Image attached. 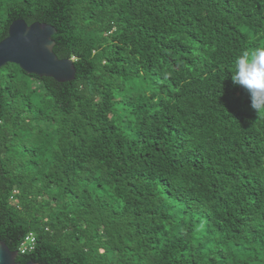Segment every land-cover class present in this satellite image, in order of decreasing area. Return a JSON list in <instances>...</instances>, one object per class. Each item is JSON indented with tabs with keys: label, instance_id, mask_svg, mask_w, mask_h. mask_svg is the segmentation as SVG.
Instances as JSON below:
<instances>
[{
	"label": "trees",
	"instance_id": "trees-1",
	"mask_svg": "<svg viewBox=\"0 0 264 264\" xmlns=\"http://www.w3.org/2000/svg\"><path fill=\"white\" fill-rule=\"evenodd\" d=\"M74 81L0 69V240L25 264H264V111L233 57L264 0H0ZM34 233L36 246H20Z\"/></svg>",
	"mask_w": 264,
	"mask_h": 264
},
{
	"label": "water",
	"instance_id": "water-1",
	"mask_svg": "<svg viewBox=\"0 0 264 264\" xmlns=\"http://www.w3.org/2000/svg\"><path fill=\"white\" fill-rule=\"evenodd\" d=\"M56 32L57 28L47 23L29 24L22 18L14 20L8 36L0 42V69L16 64L26 73L40 78H53L60 83L74 81L77 73L74 58L61 59L54 52ZM17 256L18 252L10 250L0 240V264H22L17 262Z\"/></svg>",
	"mask_w": 264,
	"mask_h": 264
},
{
	"label": "clouds",
	"instance_id": "clouds-1",
	"mask_svg": "<svg viewBox=\"0 0 264 264\" xmlns=\"http://www.w3.org/2000/svg\"><path fill=\"white\" fill-rule=\"evenodd\" d=\"M230 71L233 84L249 94L252 109L264 111V46L256 45L237 53Z\"/></svg>",
	"mask_w": 264,
	"mask_h": 264
},
{
	"label": "built area",
	"instance_id": "built-area-1",
	"mask_svg": "<svg viewBox=\"0 0 264 264\" xmlns=\"http://www.w3.org/2000/svg\"><path fill=\"white\" fill-rule=\"evenodd\" d=\"M35 246H36V236L34 235V233H30L21 244L19 250L22 254H25L34 250Z\"/></svg>",
	"mask_w": 264,
	"mask_h": 264
},
{
	"label": "flooded vegetation",
	"instance_id": "flooded-vegetation-1",
	"mask_svg": "<svg viewBox=\"0 0 264 264\" xmlns=\"http://www.w3.org/2000/svg\"><path fill=\"white\" fill-rule=\"evenodd\" d=\"M18 257V256H17ZM18 262V261H17Z\"/></svg>",
	"mask_w": 264,
	"mask_h": 264
}]
</instances>
